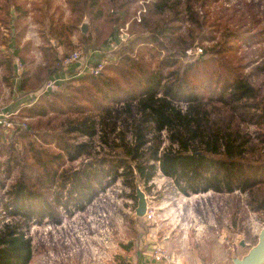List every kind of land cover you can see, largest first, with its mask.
Wrapping results in <instances>:
<instances>
[{
	"label": "trees",
	"instance_id": "1",
	"mask_svg": "<svg viewBox=\"0 0 264 264\" xmlns=\"http://www.w3.org/2000/svg\"><path fill=\"white\" fill-rule=\"evenodd\" d=\"M65 1L64 17L55 0H0L1 84L15 85V56L28 60V16L41 38V61L21 72L20 112L11 116L35 118L13 129L23 147L0 142V188L12 176L7 200L0 198L9 217L0 226V264L31 261L28 220L48 216L54 201L80 210L95 185L119 177L134 198L135 178L146 185L159 171L183 194L249 191V204L264 210V10L247 0L148 1L140 20L132 19L138 32L114 50L118 62L106 64L111 73L86 72L67 91H53L43 84L65 55L78 44L86 51L109 42L137 0ZM50 37L65 48L62 56ZM196 40L206 42L207 54L182 61ZM158 48L166 51L161 58ZM80 157L79 166H65ZM115 263L132 264L123 254Z\"/></svg>",
	"mask_w": 264,
	"mask_h": 264
},
{
	"label": "rangeland",
	"instance_id": "2",
	"mask_svg": "<svg viewBox=\"0 0 264 264\" xmlns=\"http://www.w3.org/2000/svg\"><path fill=\"white\" fill-rule=\"evenodd\" d=\"M148 1L151 0H137L131 8L130 17L124 24L118 25L126 27L128 32L126 39L138 32L136 27L131 29L132 19L140 20L141 13L145 11V4ZM247 1L259 5L260 9L264 10V0ZM55 3L63 9L64 17L69 14L65 0H55ZM84 21L87 22L86 31H88L87 17L83 18L79 24L80 31V26ZM27 24L24 40H30L31 46L26 62L19 56L14 57L13 79L15 85L26 67L32 69L41 61L39 49L41 38L37 24L30 16L27 17ZM118 26L114 27V34L119 31ZM141 33H145V31ZM71 38L77 43V33L72 34ZM113 38L111 37V40ZM50 42L62 56L65 48L59 45L53 37H50ZM109 43L110 41H106L98 46H91L86 51L78 44L73 49L79 50L81 55L75 64L70 66L72 74L67 72L68 77L63 78L62 73L66 68L61 62V71L46 77L43 89L67 91L65 87L68 82L77 84V80L74 78L79 75L74 77V74L81 71L84 64L93 63L107 55V51L110 49ZM166 47H168L169 53L176 50L170 45H166ZM196 47H200L201 51L194 52ZM206 48V42H197L196 40L191 47L183 49V54L179 58L184 62L200 58L207 54ZM114 50H112V56L115 58L109 61V64L118 62ZM165 54L164 48H158V58ZM146 55L148 56V54ZM15 60L21 62L20 69L16 68ZM105 66L102 70L109 73V68ZM58 76L62 78L56 87H46L49 77ZM1 85L7 87V91L0 90V101L8 102L15 85L12 88L4 84ZM41 90L39 89L37 92ZM16 94L18 93L14 92V95ZM18 109L19 107L15 110L14 117L20 112ZM47 116H53L58 120L63 115L50 112ZM33 118L35 117L22 116L20 121L25 123L27 119ZM53 121L55 120L53 119ZM24 127L26 124L21 126V128ZM13 129H5L1 126L0 142L14 141L17 148H21L23 139ZM48 145L51 147L53 144ZM98 148L100 145L96 149ZM83 160L84 158L80 157L66 161L65 166L77 167ZM11 180L12 176L7 178L4 187L0 188V198H3V202L7 200L6 190ZM139 183L147 195L148 204L154 210L151 218L136 215L137 197L135 195L134 198L131 195V189L123 183L121 177L114 182L102 184L103 188L100 185H95L91 199L83 200L81 202L83 208L80 210L61 207L54 201L57 189H53L49 195V200L54 201L55 204L52 212L43 218L36 216L27 221L29 224L28 234L32 238L33 245V257L28 264H116L113 259L114 254L119 252L118 254L127 255L123 252L121 244L131 240V236L134 238L131 240L133 245L129 252V258L136 256L137 251H143L148 243L160 242L168 248L171 257L173 255V257L179 258L178 264H231L232 255L242 256L257 241L258 232L264 224V210L253 209L249 204V191L235 189L232 192H221L209 189L186 195L177 189L171 178L162 175L159 171L146 185L140 181ZM63 193L65 191L61 192V194ZM2 200H0V226L9 219ZM13 217L14 220L21 218L19 215ZM92 233L96 239L91 236ZM85 240H88L89 243L82 246Z\"/></svg>",
	"mask_w": 264,
	"mask_h": 264
},
{
	"label": "built area",
	"instance_id": "3",
	"mask_svg": "<svg viewBox=\"0 0 264 264\" xmlns=\"http://www.w3.org/2000/svg\"><path fill=\"white\" fill-rule=\"evenodd\" d=\"M127 35H128V32L126 30V27H119V31L117 32L116 36L112 40H110V43H109L110 49L107 51L108 52L107 55H105V57H100L93 63L87 62L86 64H84L81 70L82 72L78 71L77 74H74V76L84 74L86 72L93 73V74H97L101 72L103 67L107 63H109V61L115 58L114 56L111 55L112 50H114L117 47V44L119 42L124 41ZM193 51L194 52L201 51V48L196 47L194 48ZM80 55H81V52L79 50H73L69 54H67L63 58V61H62V63L64 64V68L65 66L75 63L80 58ZM15 66L17 69H20L21 62L18 60H15ZM60 78L62 77H59V76L53 77V78L49 77L48 81L46 82V87H56L58 85V81L60 80ZM14 113L15 111L0 110V126L4 127L5 129H12V128H15L16 126H25V123L23 121H17L11 118V116L14 115ZM153 214H154V210L148 204V207H147V210L144 216L147 218H151ZM91 236L94 239H96L93 233ZM86 243L87 244L89 243L88 240H85L82 246L85 245ZM151 254L154 260H157V261L166 260L171 257V253L169 252L168 248L160 242H154L152 244Z\"/></svg>",
	"mask_w": 264,
	"mask_h": 264
},
{
	"label": "water",
	"instance_id": "4",
	"mask_svg": "<svg viewBox=\"0 0 264 264\" xmlns=\"http://www.w3.org/2000/svg\"><path fill=\"white\" fill-rule=\"evenodd\" d=\"M80 27L81 31L85 32L87 22L84 21ZM135 195L137 197L135 213L138 216H144L148 207V200L145 191L141 189L138 177L135 178ZM231 264H264V224L258 232L257 241L242 256L232 255Z\"/></svg>",
	"mask_w": 264,
	"mask_h": 264
},
{
	"label": "crops",
	"instance_id": "5",
	"mask_svg": "<svg viewBox=\"0 0 264 264\" xmlns=\"http://www.w3.org/2000/svg\"><path fill=\"white\" fill-rule=\"evenodd\" d=\"M27 35L29 36L28 33H27ZM74 64L75 63H73V65ZM71 66H72V64H71ZM62 74H63V78H67L68 77L66 75L67 74V69H65ZM13 87H15V88H13V90H12L13 94L11 95L10 101H8V102H6V100H5V102L0 101V110H2V111H10V110L15 111L20 106L19 97H18V94H19L20 90H18L16 85L13 86ZM1 89H3L4 92L7 91V87H5V86L3 87V85L0 84V90ZM14 92L18 93V94L14 95ZM0 97H1V95H0ZM152 244L153 243H151V242L148 243L146 248L143 249V251H137L136 256H133V257H130V258H129V252L131 251V249H129V250H124L123 249V252L127 253V255L125 257L132 264H178V262L180 261L179 258H177L176 256L173 257V255H172V257H170V258H168L166 260H162V261L154 260L152 254H151V246H152ZM118 253L119 252L114 254V257H113L114 260H115V256ZM174 258H177V259H174Z\"/></svg>",
	"mask_w": 264,
	"mask_h": 264
}]
</instances>
